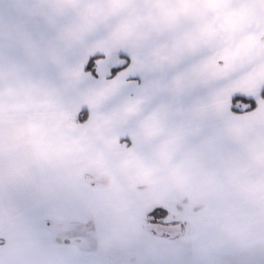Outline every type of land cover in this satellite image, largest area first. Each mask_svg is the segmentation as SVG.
<instances>
[{
	"label": "crops",
	"instance_id": "crops-1",
	"mask_svg": "<svg viewBox=\"0 0 264 264\" xmlns=\"http://www.w3.org/2000/svg\"><path fill=\"white\" fill-rule=\"evenodd\" d=\"M105 57L130 66L129 91L88 69ZM92 76L106 95L80 102ZM263 89L264 0H0V264H112L47 222H92L109 244L156 207L233 191L259 230L244 245L263 249ZM249 93L257 107L234 112ZM124 97L157 133L99 130Z\"/></svg>",
	"mask_w": 264,
	"mask_h": 264
},
{
	"label": "rangeland",
	"instance_id": "rangeland-1",
	"mask_svg": "<svg viewBox=\"0 0 264 264\" xmlns=\"http://www.w3.org/2000/svg\"><path fill=\"white\" fill-rule=\"evenodd\" d=\"M117 59L118 57H105L95 60L93 65L94 71L99 76H106L103 78L104 80L109 78L107 76L113 77L115 72L118 74L113 77L115 83L112 84L116 91L120 86L123 87L120 82L127 78L132 70L130 66L119 68L124 64L116 62ZM117 68L118 70H116ZM91 80V87L84 84L80 86L84 88V93L88 97L80 96L82 100L80 102L88 103L90 98L100 100L106 95L108 88L100 82V88L96 91L99 85L95 83L94 76L91 77ZM76 81L78 84L82 83L81 79ZM132 85L134 84H126L122 88L123 91H129ZM251 93L247 95L254 97ZM260 95H262V90ZM121 100L122 102L117 103L121 105L118 112L108 106L109 112L106 100L99 101L106 105L100 112L98 111L99 113L96 111L92 115L94 119L104 118L106 127H100L99 130H105V135L117 133L129 135L134 139H138L142 134L157 133L155 128L145 127L143 130L144 127L139 126L140 115L134 108L137 104H134L132 100H127V97ZM121 114H123L122 119L120 118ZM107 127H110V133L106 132ZM256 171V164L249 166L246 170L247 173L250 172L257 177ZM97 178L96 175L86 176L91 184ZM236 181L237 177H234L232 179L233 187L236 186ZM226 193L228 194L225 202L220 201L218 197V199L210 201L208 206H176V204L184 203L181 200L175 206L155 208L147 215L149 216L148 221L141 231L129 238L109 244H105V240H98V233L92 222L58 224L48 221L47 223L52 227H63L60 231H56L58 241L79 243L88 247L89 250L94 247L95 249L100 248L105 260L112 264H264V248L259 250L256 246L259 245V239L252 244L253 246L244 245L246 236L258 235L257 225L251 224L248 230L241 228L238 214L244 210L240 209L237 201L239 192H218L222 196ZM263 241L264 239L261 240V242ZM37 245L38 243L35 246ZM99 245L100 247H98Z\"/></svg>",
	"mask_w": 264,
	"mask_h": 264
},
{
	"label": "trees",
	"instance_id": "trees-1",
	"mask_svg": "<svg viewBox=\"0 0 264 264\" xmlns=\"http://www.w3.org/2000/svg\"><path fill=\"white\" fill-rule=\"evenodd\" d=\"M94 63H95L94 58H91V60L89 61L88 69H94L93 67ZM262 95L264 96V89H263ZM256 107H257V101L256 99L252 97H249L243 94H238L233 97V111L234 112L241 113L245 111H250V110L255 109ZM156 208H166V207L159 206ZM153 210L151 212H153Z\"/></svg>",
	"mask_w": 264,
	"mask_h": 264
}]
</instances>
